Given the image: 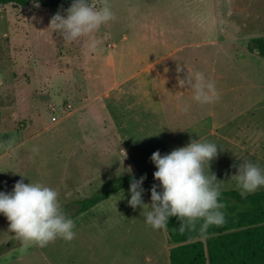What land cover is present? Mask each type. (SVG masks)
<instances>
[{
  "label": "rangeland",
  "instance_id": "rangeland-1",
  "mask_svg": "<svg viewBox=\"0 0 264 264\" xmlns=\"http://www.w3.org/2000/svg\"><path fill=\"white\" fill-rule=\"evenodd\" d=\"M46 1L0 5V191L21 175L54 188L76 235L25 246L0 214L2 255H16L14 264H170L166 228L145 223V209L128 204L129 188L84 212L81 200L146 175L150 205L151 154L196 139L218 146L209 171L221 192H240L232 176L240 161L264 170V57L252 41L264 36V0H89L115 13L95 33L94 52L49 26L71 0ZM186 69L212 79L219 100L194 101L178 83ZM16 251L29 256L18 260Z\"/></svg>",
  "mask_w": 264,
  "mask_h": 264
},
{
  "label": "clouds",
  "instance_id": "clouds-1",
  "mask_svg": "<svg viewBox=\"0 0 264 264\" xmlns=\"http://www.w3.org/2000/svg\"><path fill=\"white\" fill-rule=\"evenodd\" d=\"M32 3L39 7V0H32ZM114 17L115 13L107 2L97 8L89 0H71L66 14L54 13L49 26L67 41L83 38L86 52H94L99 44L95 33ZM182 70L178 65L176 71ZM178 83L189 86L193 90L192 99L200 104H211L220 98L215 82L202 71L186 69L185 77L178 78ZM181 110L188 111V107ZM6 146L15 151L10 141ZM217 149L213 142L196 139L163 155L159 150L154 151L150 160L156 167L153 177L159 185L154 183L149 189L151 204L144 203L142 199V182L146 175L130 181L128 204L133 209L137 206L145 209V223L153 229L166 228L173 216L179 221L180 231L198 220L202 221L203 228L222 224L224 205L219 199L220 180L209 171ZM32 151L38 152L39 149L34 145ZM236 167L237 171L232 176L241 195L264 186V170L258 164L245 159ZM23 177L21 175V179L15 181L10 192L0 191V214L10 222L9 229L25 246L35 244L44 247L57 238L71 241L76 235L75 224L62 211L57 191L40 182L25 183Z\"/></svg>",
  "mask_w": 264,
  "mask_h": 264
},
{
  "label": "trees",
  "instance_id": "trees-1",
  "mask_svg": "<svg viewBox=\"0 0 264 264\" xmlns=\"http://www.w3.org/2000/svg\"><path fill=\"white\" fill-rule=\"evenodd\" d=\"M31 1L0 0V5L25 7ZM39 2L49 4L46 0ZM252 41L264 57V36ZM133 178L126 176L116 181L117 185L107 192L82 199L78 211L84 212L113 192L129 188ZM154 183L159 185V181L153 179L146 187L149 195ZM219 199L224 205L222 224L203 228L202 221L198 220L193 226H186L184 231H180L177 218L170 217L166 227L174 244L169 251L170 264H264V190L247 195L235 190L223 191Z\"/></svg>",
  "mask_w": 264,
  "mask_h": 264
},
{
  "label": "crops",
  "instance_id": "crops-1",
  "mask_svg": "<svg viewBox=\"0 0 264 264\" xmlns=\"http://www.w3.org/2000/svg\"><path fill=\"white\" fill-rule=\"evenodd\" d=\"M9 73L11 74V76H13V77H15V79H17L16 77H17V74H16V69H12V70H10L9 71ZM39 75L40 76H43V74L42 73H39ZM4 94H8L6 91H4L3 92ZM22 248H19V250H22V249H24V250H22V251H25V250H27V248L26 247H24V246H21ZM32 249H28V251L29 252H37V253H40L39 255H42L46 260H48V257L46 256V254L42 251V249H37V250H39V251H31ZM3 251H1L0 250V264H14V261H15V259H16V255H13L14 257L11 259V258H7V259H5L4 258V256L5 255H2V254H4V253H2ZM17 253H18V251H16ZM10 254V253H9ZM13 254V253H12ZM19 255H20V257L18 258V260H25V259H27L28 258V254H21V253H18ZM8 255V254H7ZM23 255V256H22ZM38 255V256H39ZM31 264V263H30ZM48 264H50V263H48Z\"/></svg>",
  "mask_w": 264,
  "mask_h": 264
},
{
  "label": "built area",
  "instance_id": "built-area-1",
  "mask_svg": "<svg viewBox=\"0 0 264 264\" xmlns=\"http://www.w3.org/2000/svg\"><path fill=\"white\" fill-rule=\"evenodd\" d=\"M70 106V105H69ZM57 119V117L56 116H53V120H56Z\"/></svg>",
  "mask_w": 264,
  "mask_h": 264
},
{
  "label": "water",
  "instance_id": "water-1",
  "mask_svg": "<svg viewBox=\"0 0 264 264\" xmlns=\"http://www.w3.org/2000/svg\"><path fill=\"white\" fill-rule=\"evenodd\" d=\"M257 51H259V49L257 48Z\"/></svg>",
  "mask_w": 264,
  "mask_h": 264
}]
</instances>
